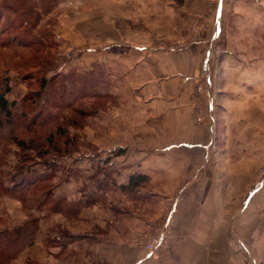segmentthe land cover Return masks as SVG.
Listing matches in <instances>:
<instances>
[{"label":"rangeland","instance_id":"1","mask_svg":"<svg viewBox=\"0 0 264 264\" xmlns=\"http://www.w3.org/2000/svg\"><path fill=\"white\" fill-rule=\"evenodd\" d=\"M222 2L209 0L203 9L183 0H0V92L16 103L0 127V198L20 213L12 230L0 218V264H12L45 211L73 210L72 202L53 199V177H38L44 163L52 165L49 174L68 159L82 164L84 194L96 182L99 190L113 189L107 180L114 165L145 162L172 142L204 141L211 94L218 100V152L212 150L199 179L176 187L169 167L180 157V181H191L196 167L183 161L201 162V148L161 151L163 176L153 183L134 174L133 183L114 187L115 205L100 193V218L115 213L124 220L135 212L146 218L136 234L115 224L116 242L126 245L116 264L148 255L143 264H264V89L240 88L254 76L233 74L234 59H212L223 69L211 75L212 87L202 69L200 52ZM258 41L237 37L230 44L248 55L258 44L264 56ZM34 166L40 172L27 173ZM155 188L161 201L149 194Z\"/></svg>","mask_w":264,"mask_h":264},{"label":"crops","instance_id":"2","mask_svg":"<svg viewBox=\"0 0 264 264\" xmlns=\"http://www.w3.org/2000/svg\"><path fill=\"white\" fill-rule=\"evenodd\" d=\"M183 1L186 2L188 6L194 8L198 6L207 9V7H209V0ZM227 2L228 4H226ZM227 2L223 0L219 6L220 8L218 7L219 17L214 20L215 29L209 41L203 43L204 46L200 52V56H202L203 60L202 69L206 75V81H208V84L211 86V75L218 71L219 65L213 64V58L225 60L234 59L236 61L233 66V74L247 73L250 74V76H254L250 83L242 82L240 88H251V91L262 90L264 89V62L260 63L258 58H264V56H261L259 53V45L256 44V46H252L251 53L248 55L242 52L240 47H238V50L233 48L230 42H233L237 37L240 39L249 38L251 40H256V43L259 42L258 40L264 42V0H227ZM227 7L229 9H227ZM227 10L230 11L229 14H227ZM217 44H220V51L215 47ZM245 59H250L249 67L243 65V60ZM238 60H241V62L238 63ZM219 67L223 70L222 66ZM223 67L232 70L228 65ZM217 106L218 100L211 94L207 105L210 122L209 127L206 129L207 131L202 130L200 132L204 141L182 140L176 143L172 142L162 150L155 149L154 152L145 159V162L141 159L140 161L130 162L129 164L114 165L113 168L111 167L112 170H109L112 172L108 173L109 177L107 180V185L113 187V189H108L107 191L97 189L99 185H97L98 182H96L94 183L96 189L92 191L91 188L93 186H91L88 190L91 193L84 194V181L81 179L82 170H80L82 164L73 163L69 159L68 162L59 164L56 174H49L52 172V165L50 163L43 164L47 168L42 172L37 171L35 166L32 167L27 173L30 172L34 174L37 171L40 172L38 173L40 177H53V183H55L53 188V199L55 202L59 203H64L65 201L72 202L73 210L61 209L58 212L49 214L45 211L42 223L38 227L36 234L31 241L24 245L22 250L12 258V264H116V257L121 256L122 250L126 245L116 242L115 224L124 225L125 234L127 235H130L131 231L136 234L133 228L135 227L138 229L140 221H144L143 225L146 224V218H143L136 212L132 213L129 218H124V220L122 216L116 219L115 213L109 214L110 216L107 218H100L102 215H100L99 212V194H105L107 196V203L115 205L117 204L116 197L119 195H116L114 187L117 188L118 186L131 184L134 174L144 173L147 177L149 175L148 178L153 181V183L163 176L164 172H157V170L162 167L161 161L159 160L160 156L163 155L161 151H170V154H173L172 151L174 149L177 151L180 148H185L186 150L201 148V162H197L195 157L188 158L187 160L184 159L183 161L186 163L188 161L189 165L196 167L192 173L191 181L187 180L184 183L180 181L179 162L183 159H180L178 156H173L171 158L174 162L171 163L169 170L171 172L173 169V178L178 180L176 187L181 186L184 189L191 187L192 184L199 179V170H205L207 169V165H210L211 155L213 154L212 150L218 152L216 148H213L216 138L218 137L215 131ZM178 134H180V132ZM108 151L111 154L114 150L110 149ZM93 161L95 164V161H98V159L94 158ZM115 161L114 159L113 163H115ZM113 163L111 162L109 166H112ZM95 167H97L96 164ZM80 171L81 173H79ZM168 173L169 172H165L166 175ZM63 174L65 176L62 178ZM16 181L17 180L13 181L12 185H15ZM149 194L152 195L155 201H161L162 199V191L160 189L155 188L153 191H149ZM254 195L251 197H254ZM191 196L192 195H190V197ZM190 199L191 202L194 201V198ZM5 200L20 203L18 199H14V197H9ZM88 200L90 201V205L85 206L84 202H88ZM179 200H181L180 195H176V198H174L172 202L176 210L180 202ZM3 201L4 199L1 197L0 218L3 219V217H5L7 219L9 226L5 229L10 230L17 224L16 222L19 218L18 214L20 213L15 210L16 206L8 208V204H4ZM125 203H127V201ZM26 218L28 219V215ZM26 218H23L22 222H18L23 224ZM100 219H102L104 223L103 221L100 222ZM2 230V226H0V233ZM176 247H173L172 250L177 252L178 248ZM149 257H151V255L145 256L142 259L140 257L133 264H143L149 260Z\"/></svg>","mask_w":264,"mask_h":264},{"label":"trees","instance_id":"3","mask_svg":"<svg viewBox=\"0 0 264 264\" xmlns=\"http://www.w3.org/2000/svg\"><path fill=\"white\" fill-rule=\"evenodd\" d=\"M16 9H18V8H16ZM0 17H2V15H0ZM1 19V18H0ZM3 46H6V45H3ZM25 46H27V45H25ZM29 46V45H28ZM27 46V47H28ZM5 92H7V90H5ZM5 92H0V127H1V123H2V117L4 116V114H5V116L7 117V120L6 121H11V119H10V116H11V114H12V110H11V108H13L15 105H16V103L15 102H10L9 100H8V98L6 97V95H5ZM32 122V121H31ZM54 134V133H53ZM52 133H51V135H49V141L53 144H55V142H54V135H53ZM2 134H0V144H1V140H2V136H1ZM18 144H20V145H23V144H25V141L24 140H18ZM32 144H34V147L36 146V147H40L41 149H45L46 147H47V145L45 146V143L44 142H37V144L35 145V143L34 142H32ZM42 152H44L43 150H42ZM36 177V176H35ZM39 177V176H38ZM133 180H135V176H133L132 177V183L134 182ZM22 184V183H21Z\"/></svg>","mask_w":264,"mask_h":264},{"label":"built area","instance_id":"4","mask_svg":"<svg viewBox=\"0 0 264 264\" xmlns=\"http://www.w3.org/2000/svg\"><path fill=\"white\" fill-rule=\"evenodd\" d=\"M160 240H161V238H160ZM160 240H159V241H160ZM159 241H158V242H159Z\"/></svg>","mask_w":264,"mask_h":264}]
</instances>
